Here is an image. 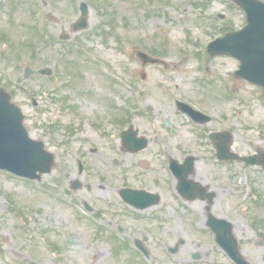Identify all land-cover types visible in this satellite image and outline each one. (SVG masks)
<instances>
[{
	"label": "rangeland",
	"instance_id": "obj_1",
	"mask_svg": "<svg viewBox=\"0 0 264 264\" xmlns=\"http://www.w3.org/2000/svg\"><path fill=\"white\" fill-rule=\"evenodd\" d=\"M44 1L45 6L41 0H0V86L22 108L30 136L45 142L58 165L41 186L0 171V264H141L140 255L118 250L114 234L98 228L108 223L123 227L122 237L130 242L143 240L152 264H226L212 249L205 203L178 198L163 171L165 144L175 157L199 158L193 178L223 195L213 214L234 223L251 264H264V207L253 204L246 180L236 186L238 168L235 191H224L231 183L224 170L212 165L197 131L172 115V97L191 99L224 118L231 113V123L212 125L232 131L233 150L240 155L264 150L262 90L234 77L237 60L203 53L228 26L242 27L244 14L220 1L204 7L195 0ZM81 2L89 5V25L74 32ZM38 25L45 35L37 32ZM64 33L69 40L62 43ZM51 39L58 43L50 47ZM139 50L158 51L168 69L143 67L136 58ZM27 68L33 73L25 80ZM43 68L54 75L41 76ZM204 77L212 85L200 84ZM147 105L154 108L153 131L151 116L143 112ZM165 118L171 130H164ZM131 124L151 140L139 155L120 152V133ZM256 171L250 177L264 195V174ZM76 179L81 187L73 191ZM141 184L160 193L161 204L144 212L121 205L117 191ZM85 202L98 217L85 213ZM182 239L185 246L169 254L168 248ZM54 243L59 252L49 246ZM195 253L200 261L191 258Z\"/></svg>",
	"mask_w": 264,
	"mask_h": 264
},
{
	"label": "water",
	"instance_id": "obj_2",
	"mask_svg": "<svg viewBox=\"0 0 264 264\" xmlns=\"http://www.w3.org/2000/svg\"><path fill=\"white\" fill-rule=\"evenodd\" d=\"M248 13L249 25L241 32L233 33L220 39L210 46L212 56L225 54L238 58L241 61L240 69L236 72L237 77H243L246 80L264 88V5L254 0H235ZM82 19L75 25V29H84L87 27L88 7L81 5ZM139 59L144 64L163 63L146 54L138 53ZM42 74L50 75L51 71L44 70ZM30 75V71H27ZM10 95L0 88V168L8 169L16 174L27 176L32 179H39L42 174L50 173L54 166V157L44 150L41 142H35L29 139L26 130L23 127V116L20 110L10 102ZM196 113V112H194ZM200 115L195 118L199 119ZM123 142L130 151H138L147 145L145 139L135 142L133 133H123ZM215 142L219 148V156L222 159L232 158L233 160H242L250 164L264 165V160L258 161L256 157L240 158L231 154L229 142L231 136H226L224 144L218 137ZM264 157V153L261 154ZM185 167L190 170L193 160H189ZM40 173L41 175H38ZM185 178V179H184ZM188 185L186 177L181 178V188ZM195 187V186H194ZM196 188V187H195ZM194 189V188H193ZM125 200L141 209L148 208L159 203V197L141 198V192L131 193L123 192ZM151 197V196H150ZM142 201H141V200ZM144 200V201H143ZM210 224L218 232V237L236 256L237 260L244 264L237 244L232 236V225L224 220L211 219ZM223 229H222V228ZM141 249L142 247L139 246ZM146 252L144 249H142Z\"/></svg>",
	"mask_w": 264,
	"mask_h": 264
},
{
	"label": "flooded vegetation",
	"instance_id": "obj_3",
	"mask_svg": "<svg viewBox=\"0 0 264 264\" xmlns=\"http://www.w3.org/2000/svg\"><path fill=\"white\" fill-rule=\"evenodd\" d=\"M197 128L199 127V126H196ZM200 129H206V127L204 126V127H200ZM212 165L213 166H215L216 168H219V169H223L224 170V172H225V174L227 175V177L229 176V173H228V170H227V168L226 167H218V166H216L215 164H213L212 163ZM226 165H228V164H226ZM229 165H231L232 166V164H229ZM226 169V170H225ZM196 171H197V167H196V169H195V171H194V174H193V177H195V174H196ZM201 183V182H200ZM203 184V183H202ZM205 187L207 188V190L208 191H213L214 193H215V197H214V199H213V203H215V201H217L218 200V197L219 196H223L222 195V193H218L216 190H214L210 185H205ZM223 189V188H222ZM224 190V189H223ZM228 189H226V190H224V191H227ZM214 205V204H213Z\"/></svg>",
	"mask_w": 264,
	"mask_h": 264
}]
</instances>
